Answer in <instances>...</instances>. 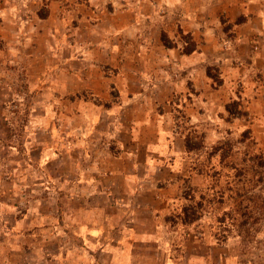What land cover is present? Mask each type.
<instances>
[{
	"label": "rangeland",
	"instance_id": "1",
	"mask_svg": "<svg viewBox=\"0 0 264 264\" xmlns=\"http://www.w3.org/2000/svg\"><path fill=\"white\" fill-rule=\"evenodd\" d=\"M52 1L62 7L58 16L67 26L68 33L78 27L80 17L90 11L86 0H0V139L5 144L4 136H9L10 140L12 137L11 146L15 149L11 153L0 147V177L3 182L15 180L13 187L16 190L15 198H6L12 209L0 210V264H126L128 261L113 255L117 249L118 227L124 221L137 218L146 221L152 230L149 211L125 207L118 210L109 205L108 210L84 211L81 209L85 207L84 201L73 200L67 193L52 196L53 186H58V182L53 181L58 173L53 163L45 166V186H38L42 183V175L38 174L35 163L39 154L36 143L29 146L30 156L34 159L30 167L25 168L20 159L25 150L22 145L25 126L30 128L31 122L41 120L42 108L49 110L45 123L54 126L56 131L65 121L61 116L64 110L60 111L65 105L64 100L49 97L48 93L43 95L38 76V58L52 59V53L45 56L40 52L41 47L38 48V44L43 43L38 38V32H42L39 24L48 16ZM141 10L145 16L131 43L140 41L146 32V40L152 46V0H147ZM228 29L224 30L228 32ZM141 32L142 37H138ZM68 35L66 43H73V39L76 45L82 46L81 35ZM164 36L165 46L176 49L172 55L174 59L195 47L190 35L177 32L174 36ZM230 38L231 35H220L217 44L216 36V41L204 37L208 41H204L202 55L198 56L199 66L201 58L204 60L203 81L200 75L196 81V73L193 78H182L180 71L186 73L184 70L189 67L181 66L176 69L178 73L174 72L172 95L153 100L155 111L163 120L164 130L158 139L162 142L166 139V144L157 149L166 153L168 171L159 176L171 179L176 192L166 202L165 244L157 252V264H264V168L261 183L257 182L259 174L237 177L230 167L234 164L242 166L250 154L261 155L264 159V70H252L248 66L249 58L242 53L239 57L234 52ZM47 39L45 45H48ZM157 53L150 47L144 56L153 61L160 59ZM196 60L195 56L194 64ZM146 69L150 72L152 67ZM105 71L111 73L112 70L106 68ZM78 99L99 103L86 96ZM76 121L81 122L80 119ZM31 132L36 133V130L28 133ZM37 136L49 148L53 147L48 131L40 130ZM54 147L58 151L60 144L55 143ZM10 169H13L12 173ZM189 188L195 191L194 202L186 199ZM200 196L204 197L199 210L201 218L192 224H183V209L194 206L196 209ZM116 198L152 205L149 194H122ZM55 199L62 207L59 213L54 210ZM0 200L5 198L2 196ZM87 202L98 203L94 199ZM238 204L242 213L245 206H250L255 210L254 214L239 219L233 212ZM26 206L34 209L28 218H24ZM70 214L104 224L109 239L107 246L100 248L97 243L85 242L79 237L76 227L69 222ZM136 251V262L152 264V242L137 244Z\"/></svg>",
	"mask_w": 264,
	"mask_h": 264
},
{
	"label": "crops",
	"instance_id": "2",
	"mask_svg": "<svg viewBox=\"0 0 264 264\" xmlns=\"http://www.w3.org/2000/svg\"><path fill=\"white\" fill-rule=\"evenodd\" d=\"M86 1L90 6L87 17L81 16L78 27L69 33L58 16L63 9L55 1L50 3L48 16L39 24L42 32H38V38L43 43H39L38 48L41 47L40 52L45 56L52 55L51 60L38 58L42 94L64 100L65 105L60 107V111H64L60 114L65 121L62 131H56L54 126L45 123L49 110L42 108L41 120L31 122L30 128L25 126L22 137L25 150L20 159L23 166L29 168L34 161L29 146L36 143L39 154L35 163L38 174L42 175V183L38 186H45V166L53 163L58 171L53 181L58 182V186H53L52 196L67 193L73 200L84 201L85 207L81 208L84 211L108 210L109 207L149 211L152 230L142 219L124 221L118 227L117 249L113 255L128 261L126 264H140L136 262V245L152 242V264H157V252L165 244L166 202L176 192L171 179L159 176L168 171L167 155L157 149L166 144V139L163 142L158 139L164 130L163 120L156 113L153 100L172 95L174 72L178 73L176 69L181 66L190 68L184 70L186 73L180 71L182 78H193L196 73V81L199 75L203 81L204 60L201 58L199 66L198 56L202 55L204 41H208L204 39L206 36L212 41H216V36L219 44L220 35H231L229 43L233 44L234 52L239 57L242 53L249 58L248 66L252 70H264V0H152V46L146 40V32L143 35L144 31L139 33L138 37L143 35L141 40L134 42L140 31L138 24L145 16L141 9L147 0ZM228 27L226 32L224 29ZM177 32L190 35L195 47L190 53L174 59L172 55L176 49L166 47L161 36H174ZM75 34L83 37L82 46L76 45L73 39V43H66L67 35ZM50 36L52 38L47 39ZM46 39L48 45L44 44ZM150 47L152 52H158L160 59L152 61L144 56ZM149 66L152 67L150 72L146 69ZM106 68L112 70L111 73L105 71ZM79 96L96 99L99 103L80 102ZM30 130L36 133H28ZM40 130L48 131L53 147L39 140ZM8 137L4 136L5 144L0 139V147L11 152L15 149L11 146L12 137L11 140ZM55 143L60 144L58 151ZM13 181L3 182L0 177V197L5 198L0 200V210L12 209L6 198L16 196ZM122 194H149L152 205L116 198ZM89 199L98 203H88ZM53 204L55 212L59 213L62 207L57 199ZM33 210L26 206L24 218ZM68 219L85 242L91 240L100 248L107 246L109 239L104 224L78 219L71 214Z\"/></svg>",
	"mask_w": 264,
	"mask_h": 264
},
{
	"label": "trees",
	"instance_id": "3",
	"mask_svg": "<svg viewBox=\"0 0 264 264\" xmlns=\"http://www.w3.org/2000/svg\"><path fill=\"white\" fill-rule=\"evenodd\" d=\"M161 39H162V42L164 43L165 45V40H166V37L164 35L161 36ZM192 50L188 51L187 53H190ZM219 150L222 149L221 147L218 148ZM221 158H226L224 155H221ZM237 165L234 164L231 167V169H233L235 172H236V176L239 177H246L248 173H251L252 175H255V174H259L260 177L259 179H257V182H263V178H262V175H263V172H262V169L264 168V159H263V156L261 155H258V154H253L249 156V159L246 160L244 162V164H242V166L240 167H236ZM189 190V193H188V197H186V199H189L191 200L192 202H194L196 200V195H195V191L194 190H191L190 188L188 189ZM237 197L239 198L240 197V194L237 193L236 194ZM242 197V196H241ZM204 199L203 196H200L199 197V200H200V203H197L196 204V209H195V206L194 207H190V208H187V209H183V220H182V223L185 224V225H189V224H192L196 221H198L201 216H202V212L199 211L201 210V206H202V200ZM222 199V198H221ZM239 206L240 204H238V207L236 208V211L233 210V212H235L239 219L241 217H247V215L251 216L254 214V211H253V208L250 207V206H245V211L244 213L241 212V210H239ZM242 209V208H240Z\"/></svg>",
	"mask_w": 264,
	"mask_h": 264
}]
</instances>
